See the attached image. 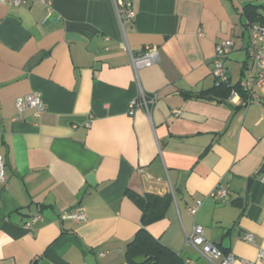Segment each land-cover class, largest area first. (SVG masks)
Wrapping results in <instances>:
<instances>
[{
    "label": "crops",
    "instance_id": "crops-1",
    "mask_svg": "<svg viewBox=\"0 0 264 264\" xmlns=\"http://www.w3.org/2000/svg\"><path fill=\"white\" fill-rule=\"evenodd\" d=\"M132 5L121 26L113 0H53L44 21L40 2H0V264H127L126 245L142 227L129 194L171 189L164 216L145 226L161 244L191 264H214L186 244L199 224L235 264H263L264 182L247 179L264 162V98L228 102L211 67L215 44L232 39L227 81L243 101L256 73L245 25L264 22V0ZM124 45L133 55L155 47L158 60L135 66ZM139 89L157 94L149 115L128 111ZM33 91L45 106L39 116L15 106ZM219 182L224 202L208 196ZM196 199L194 217L187 207ZM75 209L86 220L61 217Z\"/></svg>",
    "mask_w": 264,
    "mask_h": 264
},
{
    "label": "built area",
    "instance_id": "built-area-1",
    "mask_svg": "<svg viewBox=\"0 0 264 264\" xmlns=\"http://www.w3.org/2000/svg\"><path fill=\"white\" fill-rule=\"evenodd\" d=\"M40 2L45 7L46 20L51 17L53 11V0H0L1 3L8 5L19 6L27 2ZM115 13L121 26L123 25L124 19H133L135 11L133 9L132 0H113ZM246 28L249 32V38L246 45L248 60L253 62L256 67V73L253 76L251 86L246 90V96L241 101L240 96L236 90L230 92L227 101L230 103H241L247 104L251 101H258L264 98V22L252 23L246 22ZM233 40L225 39L215 44L214 55L212 59L211 73L215 79V84L227 82V69L224 64V60L227 55L233 49ZM124 48L129 50L127 45ZM131 61L133 65L150 66L158 60V53L155 47L145 46L141 52L133 55L130 52ZM157 100L156 93H145L142 89H139L137 97L129 101V113L132 114L136 109H143L147 115H149V107L154 104ZM241 101V102H240ZM15 106L19 111L26 107L33 109L35 116H39L45 109L44 103L41 99L39 92L33 91L24 96H19L15 99ZM173 114L178 115L180 110L175 109L172 111ZM5 160L4 156L0 154V182L5 180ZM260 180L264 182V173L260 174ZM171 194L174 198L173 190ZM208 196L214 200L224 202L228 196L227 188L220 182L208 193ZM202 206V200L196 199L187 207V211L192 216H196ZM62 218H69L79 221L86 220V215L82 210H69L63 211L61 214ZM40 219L39 215L32 216L26 223L25 226H30L33 222ZM186 244L196 249L200 255L216 264V259H219L218 264H235V257L232 253L226 254L221 253L216 245L210 242L204 235L203 228L199 224H194L190 233L185 235ZM243 239L254 243V236L251 233H245ZM257 258L264 264V252L260 250L257 254ZM185 264H191L189 260L185 261ZM243 264H253L252 261L244 260Z\"/></svg>",
    "mask_w": 264,
    "mask_h": 264
},
{
    "label": "trees",
    "instance_id": "trees-1",
    "mask_svg": "<svg viewBox=\"0 0 264 264\" xmlns=\"http://www.w3.org/2000/svg\"><path fill=\"white\" fill-rule=\"evenodd\" d=\"M214 89L223 90L221 94L224 98H227L233 89L243 92L238 84L230 85L228 81L215 85ZM129 195L142 210V227L137 230L133 239L126 245L127 264H137L133 261V258L140 255L145 257L141 264H185V261L180 256L161 244L158 239L154 238L145 229L148 223L164 216L168 205L173 200L172 194L169 193L163 196L146 194L139 196L130 193ZM226 253L228 252H223V254Z\"/></svg>",
    "mask_w": 264,
    "mask_h": 264
},
{
    "label": "water",
    "instance_id": "water-1",
    "mask_svg": "<svg viewBox=\"0 0 264 264\" xmlns=\"http://www.w3.org/2000/svg\"><path fill=\"white\" fill-rule=\"evenodd\" d=\"M70 38L79 40V41H83L80 37H78L77 35H70ZM264 171V162L260 165V167L257 169V171L254 173V175L252 177H249L247 179V185H249L251 183V181L260 176V174ZM145 260V257L140 255V256H136L133 258V261L137 264H141L143 261Z\"/></svg>",
    "mask_w": 264,
    "mask_h": 264
}]
</instances>
